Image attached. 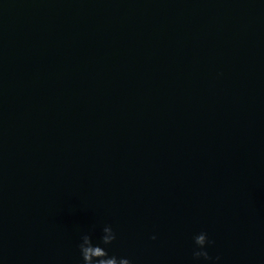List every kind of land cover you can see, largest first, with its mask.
I'll return each instance as SVG.
<instances>
[{
    "label": "water",
    "instance_id": "obj_1",
    "mask_svg": "<svg viewBox=\"0 0 264 264\" xmlns=\"http://www.w3.org/2000/svg\"><path fill=\"white\" fill-rule=\"evenodd\" d=\"M104 224L133 264L202 230L264 264V0H0V258Z\"/></svg>",
    "mask_w": 264,
    "mask_h": 264
},
{
    "label": "clouds",
    "instance_id": "obj_2",
    "mask_svg": "<svg viewBox=\"0 0 264 264\" xmlns=\"http://www.w3.org/2000/svg\"><path fill=\"white\" fill-rule=\"evenodd\" d=\"M153 240L156 236L151 237ZM117 241V233L111 224H104L99 235L96 228L82 231L77 242L80 264H133L127 256L116 255L109 249ZM215 241L210 238L207 231H200L192 236L191 257L192 264H220L221 258L210 254ZM0 264H3L0 258Z\"/></svg>",
    "mask_w": 264,
    "mask_h": 264
}]
</instances>
